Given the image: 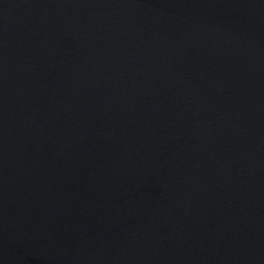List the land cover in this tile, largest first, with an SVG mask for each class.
Here are the masks:
<instances>
[{"label": "water", "instance_id": "obj_1", "mask_svg": "<svg viewBox=\"0 0 264 264\" xmlns=\"http://www.w3.org/2000/svg\"><path fill=\"white\" fill-rule=\"evenodd\" d=\"M0 264H264V0H0Z\"/></svg>", "mask_w": 264, "mask_h": 264}]
</instances>
